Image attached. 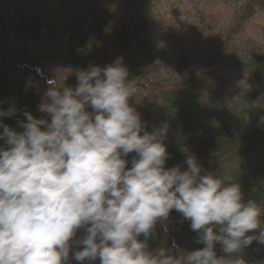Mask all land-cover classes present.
<instances>
[{
    "label": "clouds",
    "instance_id": "obj_1",
    "mask_svg": "<svg viewBox=\"0 0 264 264\" xmlns=\"http://www.w3.org/2000/svg\"><path fill=\"white\" fill-rule=\"evenodd\" d=\"M74 75L75 88L49 81L38 110L50 121L24 111L18 132L0 120L8 146L0 147V264H241L243 248L264 244L262 210L238 182L202 175L194 155L187 170L165 168L168 126L145 130L122 57ZM17 111L0 109V117ZM173 210L204 245L182 260L148 251ZM81 229L86 235L75 239ZM217 244L227 257L217 256Z\"/></svg>",
    "mask_w": 264,
    "mask_h": 264
},
{
    "label": "trees",
    "instance_id": "obj_2",
    "mask_svg": "<svg viewBox=\"0 0 264 264\" xmlns=\"http://www.w3.org/2000/svg\"><path fill=\"white\" fill-rule=\"evenodd\" d=\"M28 1L32 5H25ZM156 1L60 0L54 5V0H16L11 13L2 15L1 22L13 38L45 42L62 40L74 72L81 68L87 69L90 63L104 67L124 56L123 64L130 72L128 79L134 80L138 89L130 103L141 114L145 130L151 132L165 124L168 126L164 143L170 158L165 168L181 165V171L187 170V165L183 163L186 156H196L202 166V175L213 174L229 182H238L245 200H256L264 218V181L255 179L264 175V168L248 169L257 156L264 154V126H259V117L264 115V47L248 44L242 56L237 58L235 53H230L232 48L227 47L229 43L225 41V45L215 51L222 64L253 73L261 83L259 89H227L220 86L222 84L219 82L216 89L212 87L215 89L213 92L206 93V76L201 79L198 73L188 78H176L172 83L155 84L159 78L155 79L149 70L151 65L158 62L159 54L152 41L151 31ZM50 2L53 3L52 8L48 6V3L51 6ZM257 7L264 10V0H249L242 20L253 14ZM81 48L84 51H78ZM130 48L133 53L128 54ZM0 80L3 87L6 86L10 91L9 95L0 92L4 101L11 96L17 97L23 112L29 111L38 119L47 118L50 121L46 113L38 110L43 98L40 93L30 89L25 82L14 81L1 68ZM77 83L75 76L65 85L75 88ZM181 94L184 98H180ZM192 102L195 108H192L191 116L177 120L179 106ZM197 103L202 105L197 107ZM87 111L91 112L92 109L88 108ZM24 120L22 115L17 122L11 121V127L22 132L24 129L19 122ZM184 125L202 126L196 132L177 136ZM0 147L8 146L0 140ZM135 156L133 152L126 157L128 167H131ZM219 167L224 168V171L216 172ZM241 175H248L249 179ZM80 231L86 233L84 229ZM196 237L197 233L190 228V221L173 210L167 221L157 223L153 236L148 240V251L165 249L168 255L182 260L185 252L204 247L203 244L195 243ZM215 251L217 256L220 253L228 255L219 244ZM238 255L241 264H264V244L254 241ZM70 264L81 262L72 259Z\"/></svg>",
    "mask_w": 264,
    "mask_h": 264
},
{
    "label": "rangeland",
    "instance_id": "obj_3",
    "mask_svg": "<svg viewBox=\"0 0 264 264\" xmlns=\"http://www.w3.org/2000/svg\"><path fill=\"white\" fill-rule=\"evenodd\" d=\"M54 1H56L54 5L60 2V0ZM248 2L249 0H157L153 8L155 18L151 31L152 41L159 54L158 62L151 65L149 70L155 79L159 78L158 83L155 84L172 83L176 78H188L191 74L198 73L202 76L201 79L206 76L204 81L206 93L213 92L219 82L222 84L220 86L227 89H259L261 83L253 73L222 64L218 60L219 55L217 56L215 52L225 45V41L229 43L227 47L232 48L230 53H235L237 58L242 56L248 44H259L264 47V10L259 7L254 8L253 14L242 20ZM14 3L16 0H0V68L5 70L14 81L25 82L30 89L44 96L49 81L56 79L66 84L75 78V72L68 62L66 45L62 40L28 41L26 38H13L12 34L5 30L1 17L11 13ZM29 4L32 5L30 1L25 5L29 6ZM50 4L51 6L49 3L48 6L52 8L53 3ZM236 47L239 49L236 50ZM130 50L128 54L133 53L132 48ZM1 91L10 94L7 87H3L2 80H0ZM180 98H184V95L181 94ZM197 104V107L202 105V103ZM11 107L18 110L17 114L0 117V120L10 127L11 121L17 122L23 115L21 102L14 96L6 101L0 96V109L7 110ZM192 108H195L193 102L180 105L176 114L177 120L191 116ZM225 113L227 114V111ZM201 126H181L176 135L196 132ZM0 130L3 131L2 128ZM262 167L264 168V154L257 156L248 165V169ZM217 169L219 170L216 172L224 171L221 167ZM241 176L249 179L248 175ZM255 179L262 182L264 175H259ZM84 235L86 233L80 231L76 236L80 239ZM81 247L74 244L72 251ZM218 257L227 256L220 253ZM90 264H100L99 259Z\"/></svg>",
    "mask_w": 264,
    "mask_h": 264
},
{
    "label": "bare ground",
    "instance_id": "obj_4",
    "mask_svg": "<svg viewBox=\"0 0 264 264\" xmlns=\"http://www.w3.org/2000/svg\"><path fill=\"white\" fill-rule=\"evenodd\" d=\"M54 41H59V40H54ZM54 41H52V42H54ZM49 42V41H48ZM64 43V42H63Z\"/></svg>",
    "mask_w": 264,
    "mask_h": 264
}]
</instances>
